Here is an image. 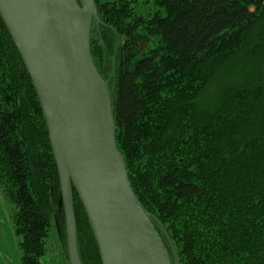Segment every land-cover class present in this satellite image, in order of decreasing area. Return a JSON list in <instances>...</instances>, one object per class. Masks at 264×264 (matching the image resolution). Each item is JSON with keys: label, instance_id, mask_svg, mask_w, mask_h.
Segmentation results:
<instances>
[{"label": "trees", "instance_id": "16d2710c", "mask_svg": "<svg viewBox=\"0 0 264 264\" xmlns=\"http://www.w3.org/2000/svg\"><path fill=\"white\" fill-rule=\"evenodd\" d=\"M95 1L91 53L117 145L173 263L264 264V0H155L145 16L137 0ZM0 184L22 264H40L57 211L67 246L41 103L1 15ZM74 193L81 261L102 264Z\"/></svg>", "mask_w": 264, "mask_h": 264}, {"label": "water", "instance_id": "95a60500", "mask_svg": "<svg viewBox=\"0 0 264 264\" xmlns=\"http://www.w3.org/2000/svg\"><path fill=\"white\" fill-rule=\"evenodd\" d=\"M0 15L41 103L61 182L70 264H83L74 191L102 264H180L154 221L171 242L163 223L139 201L117 145L111 91L91 53V29L103 23L96 1L0 0Z\"/></svg>", "mask_w": 264, "mask_h": 264}, {"label": "rangeland", "instance_id": "374dc122", "mask_svg": "<svg viewBox=\"0 0 264 264\" xmlns=\"http://www.w3.org/2000/svg\"><path fill=\"white\" fill-rule=\"evenodd\" d=\"M110 1L113 0H100L102 3ZM154 2L155 0H137V13L143 16L151 13L156 8ZM16 210L17 207L10 201L4 187L0 184V264H22L19 236L14 230ZM58 217L57 211L54 213L49 227L46 237V252L41 256L40 264H70L67 246L61 236Z\"/></svg>", "mask_w": 264, "mask_h": 264}]
</instances>
